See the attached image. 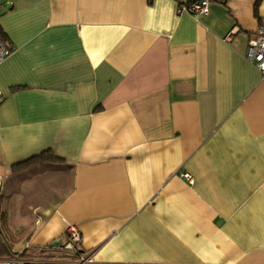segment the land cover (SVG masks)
I'll use <instances>...</instances> for the list:
<instances>
[{"label":"crops","instance_id":"0c3cea01","mask_svg":"<svg viewBox=\"0 0 264 264\" xmlns=\"http://www.w3.org/2000/svg\"><path fill=\"white\" fill-rule=\"evenodd\" d=\"M177 1L3 0L0 258L264 264V0Z\"/></svg>","mask_w":264,"mask_h":264},{"label":"built area","instance_id":"2783aa9c","mask_svg":"<svg viewBox=\"0 0 264 264\" xmlns=\"http://www.w3.org/2000/svg\"><path fill=\"white\" fill-rule=\"evenodd\" d=\"M178 13H189L196 18L207 15L210 12L211 0H178ZM13 52V46L9 41L0 38V64L6 60ZM247 59L253 63L264 75V15L263 23L258 27L256 35L250 39ZM2 100V91L0 89V101ZM182 176L192 181L190 174H182ZM2 186V177L0 175V189ZM67 241L57 246L63 251L62 258H0V264H93L92 256L89 253L81 251L82 233L76 225H69L66 230Z\"/></svg>","mask_w":264,"mask_h":264},{"label":"trees","instance_id":"16d2710c","mask_svg":"<svg viewBox=\"0 0 264 264\" xmlns=\"http://www.w3.org/2000/svg\"><path fill=\"white\" fill-rule=\"evenodd\" d=\"M190 1H197V0H190ZM0 38H2L3 40H7V36L0 24ZM56 160L57 158L53 157V155H48L47 154V151H44L43 153L41 154H38L24 162H21L19 164H17L15 167H16V170H26L36 164H39V163H44V162H50L51 160ZM59 161V160H58ZM5 224L6 223V219L5 217H2V224ZM24 255V254H23Z\"/></svg>","mask_w":264,"mask_h":264},{"label":"rangeland","instance_id":"374dc122","mask_svg":"<svg viewBox=\"0 0 264 264\" xmlns=\"http://www.w3.org/2000/svg\"><path fill=\"white\" fill-rule=\"evenodd\" d=\"M2 2H3V0H0V8H1V6H2ZM42 250H44V249H42ZM55 251V250H54ZM62 252L63 251H59V254H62ZM56 255H52L53 257H50V258H59L58 257V254L56 253V251L54 252ZM48 254H50V253H48ZM22 257H24V258H26V257H42L43 258V256H41V255H36L35 256V253H33V255L31 254H27V255H21Z\"/></svg>","mask_w":264,"mask_h":264},{"label":"water","instance_id":"95a60500","mask_svg":"<svg viewBox=\"0 0 264 264\" xmlns=\"http://www.w3.org/2000/svg\"><path fill=\"white\" fill-rule=\"evenodd\" d=\"M59 244H61V241H56V242L52 243V247H56V246H58Z\"/></svg>","mask_w":264,"mask_h":264}]
</instances>
